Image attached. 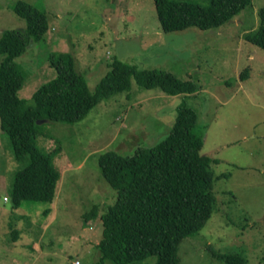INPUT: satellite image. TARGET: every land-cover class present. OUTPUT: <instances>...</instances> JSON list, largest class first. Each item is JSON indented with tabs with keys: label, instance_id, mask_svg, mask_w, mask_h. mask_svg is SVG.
I'll list each match as a JSON object with an SVG mask.
<instances>
[{
	"label": "rangeland",
	"instance_id": "rangeland-1",
	"mask_svg": "<svg viewBox=\"0 0 264 264\" xmlns=\"http://www.w3.org/2000/svg\"><path fill=\"white\" fill-rule=\"evenodd\" d=\"M16 1L0 0V34L25 26L12 10ZM22 1L44 11L48 28L14 58L24 75L19 97L30 99L56 76L48 62L51 52L71 56L90 92L115 60L170 72L198 90L194 96L168 95L132 78L130 90L100 99L80 119L38 120L36 146L52 153L59 172L50 204L12 207L13 173L24 162L14 158L0 129V264H96L103 234L99 218L116 198L101 174L99 156L156 145L169 133L180 105L195 109L203 132L199 153L216 162L210 164V214L179 243L178 264H224L217 256L234 253L248 264L263 263L264 50L244 35L258 27L264 0H251L218 27L175 31L161 28L154 0ZM92 211L96 216L86 219ZM127 264H156V257Z\"/></svg>",
	"mask_w": 264,
	"mask_h": 264
},
{
	"label": "trees",
	"instance_id": "trees-1",
	"mask_svg": "<svg viewBox=\"0 0 264 264\" xmlns=\"http://www.w3.org/2000/svg\"><path fill=\"white\" fill-rule=\"evenodd\" d=\"M251 0H154L164 31L196 26L218 27L240 12ZM12 10L25 19L23 29H5L0 34V129L6 133L21 168L13 173L10 186L12 207L23 202L50 204L59 172L52 153L38 149L35 136L40 119L72 122L82 118L100 99L130 90L131 79L144 88H158L168 95H195L198 86L170 72L140 69L115 60L90 92L85 78L73 67L66 52H51L49 64L56 76L41 84L30 99L17 95L23 76L14 58L33 41L44 38L48 28L43 10L18 0ZM259 24L244 37L264 50V6ZM247 71L242 72L243 79ZM202 127L193 107L180 105L169 133L151 147L137 146L131 154L109 150L99 156L103 178L116 190L112 205L100 215L102 238L96 264L111 260L127 264L156 257V264H178L177 247L189 233L199 229L212 205L210 164L216 160L200 154ZM26 160V161H25ZM44 211H48L47 208ZM96 216L90 212L86 219ZM224 264H248L239 254L217 256ZM260 264H264L260 263Z\"/></svg>",
	"mask_w": 264,
	"mask_h": 264
},
{
	"label": "built area",
	"instance_id": "built-area-1",
	"mask_svg": "<svg viewBox=\"0 0 264 264\" xmlns=\"http://www.w3.org/2000/svg\"><path fill=\"white\" fill-rule=\"evenodd\" d=\"M3 200L5 201L6 197H3ZM74 264H79V261L78 260L74 261Z\"/></svg>",
	"mask_w": 264,
	"mask_h": 264
}]
</instances>
